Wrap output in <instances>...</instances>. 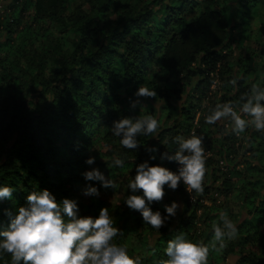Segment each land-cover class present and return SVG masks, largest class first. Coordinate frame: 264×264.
<instances>
[{
  "label": "trees",
  "instance_id": "trees-1",
  "mask_svg": "<svg viewBox=\"0 0 264 264\" xmlns=\"http://www.w3.org/2000/svg\"><path fill=\"white\" fill-rule=\"evenodd\" d=\"M19 1L9 6L14 11L5 16L7 23L0 22V187L13 188L10 198H0V232L9 230L20 207H28L31 192L48 190L60 205L62 219L68 222L62 201H75L78 208L87 187L101 186L100 181L85 180L87 171L97 169L114 184L120 183L119 177L125 179L126 201L131 195L143 197L142 190L129 187L136 167L147 162L177 174L178 164L172 157L180 151V143L193 134L201 139V145L220 148L214 154L227 166L237 154L235 149L241 139L258 162L254 166L242 160L246 166L236 183L231 182V177L238 176L235 167L241 165L240 161L232 170L231 165L227 167V174L218 175L220 170L211 168L213 180L230 177L223 178L219 187L202 183V194L191 190L197 194L193 203L178 182L175 191L187 198L183 199L175 226H171L174 216L165 211L171 202L164 186L165 199L150 203L146 200L151 211L161 213L164 222L170 220L159 229L145 223L141 213L124 202L123 213L114 211L110 215L112 227L118 230L110 243L129 248L136 264H164L169 259L161 251L164 244L177 240L180 233L187 241H194L190 232L195 231L199 219L206 228L201 236L208 244L210 259L223 260L232 246L254 240L261 256L240 255L235 264H264V200L259 204L253 200L264 188V177L249 173L264 171L260 158L264 153V129L257 130L254 118L243 112V105L254 97L256 82H248L243 75L235 80L228 96L220 95L221 105L239 109L233 112L246 121L243 132L234 131L231 115L225 116L227 128L221 125L217 131L212 130L215 123L209 125L205 118L217 110H204L202 118L196 124L193 121L194 108L199 107L196 103L216 93L217 88H211L213 82L217 81L220 89L232 82L223 75L224 67L231 68L229 58L234 52L231 30L236 24L232 26V18L242 17L244 29L239 39L250 38L252 23L264 35V0H22L23 10L32 7L31 21L36 28L25 25L15 31L13 24L21 23L23 11L17 7ZM263 53L261 50L262 56ZM250 62V57L238 58L236 64L247 71ZM142 85L154 90L156 96H137ZM187 86H191L197 102L181 108V118L176 119L179 109L174 104L181 100L182 89ZM158 101L163 102V118L154 117ZM217 101L212 99L215 105L220 103ZM253 103L264 107L263 100ZM145 116L159 121L156 132L145 134L142 126L135 136L137 147L124 148L120 143L123 134H113L115 123L121 119L135 123ZM221 132L227 133L225 148L212 141L213 133ZM89 158L94 163H86ZM116 160L122 164L117 165ZM215 163L205 159L207 174L208 167ZM212 193L225 199L240 195L248 215L235 225V240L224 237L227 247L222 252L216 251L219 242L214 240V225L222 223V214L214 205L204 204ZM95 204L90 205L95 208ZM90 205L85 211L78 208L77 218L87 216ZM98 215L94 211L93 216ZM146 234L156 236L152 246H148ZM3 239L0 236V242ZM0 264H12L11 254L3 249Z\"/></svg>",
  "mask_w": 264,
  "mask_h": 264
},
{
  "label": "clouds",
  "instance_id": "clouds-1",
  "mask_svg": "<svg viewBox=\"0 0 264 264\" xmlns=\"http://www.w3.org/2000/svg\"><path fill=\"white\" fill-rule=\"evenodd\" d=\"M136 95L155 97L156 92L142 85ZM261 99H264V94L254 96L243 105V112L254 118L253 123L257 130L264 129V107L259 103L254 104L253 100ZM227 115H231L235 121L234 131L243 132L246 121L237 116L228 105L206 117L205 123L212 125ZM142 126L145 134H151L156 132L159 121L152 116H145L135 123L130 119H121L115 123L113 134L120 136L122 133L121 145L126 149H134L137 147L135 136L140 133ZM185 151L190 154L182 155ZM202 153L201 139L193 134L180 143V151L172 157L182 166L178 175L158 165L149 166L147 162L139 164L129 187L133 191L142 190L143 197L131 195L126 199V205L139 211L145 223L159 229L165 218L159 211H151L146 205V200L149 203L160 201L164 196V186L175 190L181 180L187 190L202 194V181L206 171ZM86 163L92 164L94 160L89 158ZM115 163L121 165L122 161L116 160ZM84 178L88 181H100L104 188L115 187V184L111 180H105L97 169L85 172ZM12 191L13 188L9 186L0 187V198H10ZM84 194L99 193L95 187L90 186L85 189ZM27 202L28 207L19 208L18 214L9 225V230L0 232V236L4 238L0 242V249L11 254L12 264H18L21 260L24 264H136L124 248L110 243L118 230L112 227L113 220L107 208L102 207L96 218H77L78 208L75 201L64 199L63 212L70 218L65 222L60 215V205L48 190L31 192L27 196ZM176 208L177 204L173 202L165 207V211L168 216H174ZM221 219L224 220L223 229L214 225V240L219 242L217 252H222L227 247L225 236L228 240H233L238 235L234 223L228 220L225 214L221 215ZM165 251L169 259L164 261V264H208L209 249L202 244L177 239L169 241Z\"/></svg>",
  "mask_w": 264,
  "mask_h": 264
},
{
  "label": "rangeland",
  "instance_id": "rangeland-1",
  "mask_svg": "<svg viewBox=\"0 0 264 264\" xmlns=\"http://www.w3.org/2000/svg\"><path fill=\"white\" fill-rule=\"evenodd\" d=\"M14 4V0H0V22L7 23L6 20V15L7 16H11V14L13 13V9L10 10L9 6ZM16 4L17 7H19V10H23V1H19ZM72 7V5H71ZM16 9V8H15ZM16 12V10H15ZM33 15V10L32 7H28V9H25L22 11L20 19H21V23H17L16 25L13 24L15 26V31L20 30L22 27L26 26H30L31 25V29L36 28V24L34 25L31 21V16ZM13 18V17H12ZM9 18V21L11 22L13 19ZM111 18H115V15H112ZM251 18L253 20H255V15L252 13ZM264 19V17H263ZM242 17H234L232 18V26L233 24L235 25V27H233L232 31V38H234V52H231L229 61L231 62V68L230 69H225L224 67V76H225V80H227V78H232V82L227 83L228 85H226L225 87H221L220 89V85H218L217 91L215 94L208 95V99L204 98L203 100L201 99V101H196L197 98H193L192 97V93L190 92V87L191 86H187L184 89H182L181 92V100H176L175 101V106H177V108L179 109L177 112V115H179L178 117H176V119H180L181 118V114H179V111L181 108L188 106V104L190 103H196L199 107L194 108L195 112H194V122L196 124L197 120L201 119L202 116L204 115V110H222V107H220L221 105V97L220 95H222L223 93H226V95L228 96V94H230V87H233L234 84L236 83L235 80L238 77H243V75H245L246 80L248 82H251L252 80L254 82H256L257 87L254 89L253 91V96H256L258 94H264V56H262L261 50H264V35H261V33H259V31L257 30V27L254 23H252L251 25V32H250V38L247 39H239V34L241 33L242 29H244V27L241 26V21ZM234 30V31H233ZM246 34V33H244ZM0 35H3V32L1 30ZM1 38V37H0ZM252 52H254V54L252 55ZM264 54V53H263ZM252 55V56H251ZM250 57L251 62L249 67L247 68V71H245L246 67H242V66H238L236 64V61L238 58H241L243 60H245L246 58ZM244 72V73H243ZM255 79V80H254ZM250 80V81H249ZM233 91V90H232ZM231 91V92H232ZM232 94V93H231ZM215 98V100H218L217 103L215 105V103L212 102V99ZM264 101V99H261ZM177 102V103H176ZM212 105V106H211ZM163 106V102L162 101H158L157 103H155V115L154 117L158 118H163V116H161V107ZM223 106V105H221ZM233 110H239V109H233ZM238 114V113H236ZM228 119H226L225 116H222L219 120H217L215 122V124L213 126H211L212 130L217 131L218 127L221 125H224L226 128L228 127ZM192 130V128H191ZM193 133V131H192ZM227 133H213L212 135V141L214 140V143H218L219 145L222 143V147L225 148V141H224V137ZM187 135H185L182 139H184ZM241 139L238 140L239 143H241L240 146H238L235 150L237 152V154L234 156V158L232 159L233 161H229V166L232 167L230 168L229 166H227L226 164H224L223 159H219V157H217L214 153L215 151H218L220 148L217 149H213V147H209L207 148L205 145H201V148L203 150V157L204 159H212L214 160L216 163L215 164H211L208 169V174L207 171H205V176L204 179L202 181L203 184L207 185V186H216L219 187L222 185L223 182V178H227L230 177L228 175L224 176V177H220L217 178L215 180H213V177L211 175L212 173V169L211 168H215L216 171L220 170V172H217L218 175H221L222 173H226L227 174V167H229V170H232L235 167V164L240 161V164L236 165V170L239 172L238 176L236 177H231L232 180L231 182H237L238 178H241L243 173H244V163L242 162V160H247L245 161V163H250L252 165H257V158L256 155H253L252 152L249 149V146L246 147L244 145H242V141ZM237 143L236 146L239 144ZM235 146V145H234ZM264 148V147H263ZM222 152V151H221ZM244 154V155H243ZM243 155V156H242ZM242 156V157H241ZM263 160V164H264V153L261 155V157ZM176 164H178V161H176ZM226 165V166H225ZM178 169V168H177ZM249 173H251L252 175L256 176V177H264V171H257V173H255L254 171L250 170ZM130 174V173H128ZM128 174L126 176H128ZM130 176V175H129ZM117 180H121L120 183H116L115 187L112 190H106L104 189L102 186L99 187L98 190V195H85L84 191L82 193V197L79 199V205L78 208L82 211L87 210V208L89 209V205L91 204V202H96L95 204V208L94 206L90 205V212L89 213H85L87 216H91L93 218H95L93 216L94 211L97 210V212H99V210L103 207V208H107L108 209V214L109 216L111 214L114 213V211H119L121 213H123L124 209H125V186H127V182L125 181V179H122V177H119ZM180 185H182V187L184 188V190H186V195L187 193L189 195L188 199L190 202H195L196 201V193L192 192L191 190H187L185 189V184H183L182 180L179 181ZM235 182V183H236ZM166 187V198L170 199L171 204L173 202H175L177 204V208L175 209V215L173 217V220H171V226H175L176 223L178 222V217L179 215L182 213V208H183V199L187 198L183 196V194H179L177 191L169 188L167 185H165ZM240 196V195H239ZM237 195H233L228 199H225L224 197H220L218 196L216 193H212L210 194L209 197H203L204 200V204L206 205V207H209L211 205H214V207H216L218 209V212L221 214H225L226 218L230 221H232L234 223V225H237L238 223H240L241 221H243L244 218L248 217V215L246 214V210L245 207L242 204V197H239ZM164 198V197H163ZM165 199V198H164ZM255 202H257L258 204L264 200V188L261 189L260 194L257 196H254ZM147 203H149L147 201ZM204 205V206H205ZM94 208V210H92ZM110 211V213H109ZM117 217L119 215H116ZM116 217V218H117ZM112 218V217H111ZM170 220H166L164 222V225H166ZM219 227H221L222 229L224 228V220L222 221V223L220 225H218ZM204 229L206 230V228H204V226L202 225V222L198 219V225L194 231V229H192V231L190 232V236L192 235V239L190 240V242L195 243V244H202L204 246L208 247V244L205 242V237H202L201 234L203 233ZM261 229H264V224L262 225ZM182 233H180L178 235V239H183L186 240L185 238H183V236L181 235ZM160 236V235H158ZM145 237H149L148 234H146ZM156 236H150L148 238V246H152L153 244V239ZM188 240V241H189ZM235 240V239H233ZM168 245H165L162 247L161 251L162 252H166L165 249L167 248ZM232 251L228 252L223 260H220L218 262H216V260L210 259L208 256V264H235L238 260V257L240 255H252L255 254L256 256L260 257L261 256V249L259 247V245L253 240V241H248L246 243H242V244H238V245H234L231 247ZM127 254L129 255V248L125 249ZM132 254V253H131ZM209 255V253H208ZM132 258V255H129ZM134 258H138L137 255H133Z\"/></svg>",
  "mask_w": 264,
  "mask_h": 264
},
{
  "label": "built area",
  "instance_id": "built-area-1",
  "mask_svg": "<svg viewBox=\"0 0 264 264\" xmlns=\"http://www.w3.org/2000/svg\"><path fill=\"white\" fill-rule=\"evenodd\" d=\"M218 84L219 83H217V81H214L213 82V84H212V86H211V88L212 89H215V87H217L218 86ZM182 166L179 164V162H178V165H177V168L180 170V168H181ZM179 174V171H178V173H177V175ZM183 182V181H182ZM184 184V183H183ZM185 187H186V189H187V186L185 185Z\"/></svg>",
  "mask_w": 264,
  "mask_h": 264
}]
</instances>
